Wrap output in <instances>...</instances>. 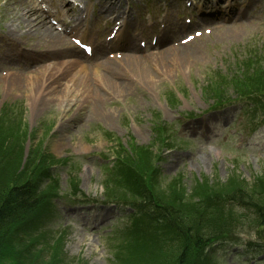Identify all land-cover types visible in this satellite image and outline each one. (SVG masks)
Returning <instances> with one entry per match:
<instances>
[{
  "label": "rangeland",
  "instance_id": "rangeland-1",
  "mask_svg": "<svg viewBox=\"0 0 264 264\" xmlns=\"http://www.w3.org/2000/svg\"><path fill=\"white\" fill-rule=\"evenodd\" d=\"M37 1L0 0V48L1 36L9 27L18 32L25 30L20 16L23 6L37 5L38 9H33L39 13V9L44 11L57 4L54 0ZM163 1L167 0L159 4ZM253 2L259 4L261 11L252 15L249 23L216 29L189 45L193 49L190 56L195 58L193 68L188 70L185 61L173 52L168 58L173 73L158 79L157 90L140 85L123 101L108 97L99 117H91L90 104L81 109L70 104L60 111L57 101L49 103L41 95L36 97L34 92L39 93L38 83L47 68L27 74L6 65L0 70V136L5 134L10 144L0 159V182L9 186L32 178L39 184L37 197L50 195L44 197L43 214L40 206L27 216L18 213L22 219L14 224L26 228L17 236L19 246L29 242L31 256L35 255L39 264L172 263L177 241L162 229V223L157 229L149 227L150 232L142 231L139 225L145 216L132 205L134 215L129 221V209L101 202L136 204L144 189L161 202L180 209L189 220L202 214L234 219L237 230L227 237L237 239V243L224 248L212 245L209 259L213 260L209 264H238L235 259L256 264L252 259L264 257V253L245 252L246 242L264 244V230L256 219L233 213L227 205L224 211L213 205L215 195L222 198L237 187L255 196L259 193V199L264 200V116L256 117L261 127L249 126L239 103L217 108L213 95L219 91L231 99L248 97L259 102L260 109L264 107V90H258L264 87V13L261 0ZM121 5L129 8L134 21L142 15L138 28L146 27L152 20L174 25L183 19L175 20L171 15L149 17L153 14L144 0L121 1ZM157 8L165 9L160 5ZM97 14L90 12L85 20L93 29ZM100 27L103 29L102 24ZM190 30L179 33L178 40ZM27 37V43L36 44V38ZM9 51L3 46L0 54ZM249 56H262V64L245 62V73L242 69L240 75L236 69L241 59ZM12 63L16 66V61ZM217 74L221 75L218 84ZM7 81H14L15 88L10 89ZM106 114L109 115L104 117ZM242 120L248 129L244 130ZM164 124L172 129L168 132L166 125L163 132L154 127ZM253 128H257L255 134L245 132ZM168 134L172 142L165 147ZM156 162L161 180L153 171ZM47 175L50 180L45 179ZM57 192L62 196L55 198ZM67 195L82 201L69 203L67 200L72 198ZM91 210H95L92 216L87 214ZM117 218L122 220L115 228L114 224L120 221H115ZM120 228L121 232L117 230ZM14 246V241L2 240L0 260L11 258ZM194 264L208 263L196 259Z\"/></svg>",
  "mask_w": 264,
  "mask_h": 264
},
{
  "label": "bare ground",
  "instance_id": "bare-ground-1",
  "mask_svg": "<svg viewBox=\"0 0 264 264\" xmlns=\"http://www.w3.org/2000/svg\"><path fill=\"white\" fill-rule=\"evenodd\" d=\"M59 1L62 9L60 22L65 23V16L73 11V4L67 0ZM119 2L120 0H97V5L99 7L103 3ZM23 7L25 8H22L23 12L20 16L22 17L21 20H24L25 30L18 32L9 27L5 35L12 37L16 34L18 36L17 40L21 44L25 43L21 39L22 35H24L22 38L26 36L34 37L42 43L43 50L39 51L34 47L25 48L24 52L30 53V57L25 53L18 52L11 57V60L20 61V58H22L25 60L23 63L24 71L31 73L34 70L28 67L29 62L39 64L44 62L45 59H52L55 56L63 57L62 60H53L49 66H44L48 72L41 77V82L38 83L37 92L40 94L34 92L36 97L41 95L49 103L57 101L60 111L70 104H74L77 109L86 108V105L90 104L93 110L91 117H99L104 113L101 111V107L108 97L113 96L123 101V98L130 94L135 86L140 85L157 90L160 86L158 79L160 77H171L173 73L171 60L168 59L173 55V52H175L177 58L185 61L188 70L194 67L195 58L190 56L193 49L189 48L188 43L179 44L174 40L178 33L187 29L186 24L177 23L174 28H167L168 33L163 39L155 41L154 45L148 44L147 48L149 49L147 51V48L140 47V44H136L134 40L125 36L122 43H113L114 46L119 48L112 49V52L122 51V56L114 60H102L98 67H93L97 70L90 72V66L81 61L77 49L71 50L68 48L67 50L68 43L66 36L63 34L64 32L55 31L52 25L47 22L48 17L37 13L36 9H33L36 8L33 5ZM63 7L67 9L63 10ZM30 17L32 18L30 19ZM226 22L230 24V27H233L234 21L227 20ZM226 28L229 29V26ZM153 49L157 51L154 52ZM26 57L28 58L25 59ZM7 64L10 65V63ZM127 75L130 79H127ZM7 83L10 89L15 88L14 81H7ZM38 103L39 101L36 102V105ZM113 112L111 109L110 113L113 114ZM209 160L207 159V162Z\"/></svg>",
  "mask_w": 264,
  "mask_h": 264
},
{
  "label": "trees",
  "instance_id": "trees-1",
  "mask_svg": "<svg viewBox=\"0 0 264 264\" xmlns=\"http://www.w3.org/2000/svg\"><path fill=\"white\" fill-rule=\"evenodd\" d=\"M261 59L262 56L259 58L249 56L246 59H241L242 63L239 64L236 70L242 75V69L245 73V62L252 65L262 64L260 62ZM250 61H255V63ZM220 76L219 74L215 75L217 84ZM258 90H264V87L258 88ZM222 93L218 91L217 95H213L216 98L225 97ZM4 135L3 137L0 136V159H3L7 149L10 148V144L5 140ZM5 146L6 149H4ZM19 182V184L10 183L9 186L0 182V242L2 240L14 241L15 245L11 258H1L0 264H39L37 257L35 255L31 256V251L28 249L29 242L19 246L20 243L17 240V236L22 228L14 225L17 220L22 219V217L17 216L18 213L22 214V216L26 213L29 215L41 203V196H36L39 184L32 178ZM143 197L147 206L151 208L149 211L147 208L145 209L148 211L147 215L156 222L157 227L162 223L164 227L162 229L169 231L177 241V252L170 264H194V261L198 259V252L205 244V241L219 238L224 234L237 230L233 218H208L202 214L197 219L194 217L189 220L182 214L180 209L167 205L157 198L155 200L149 190L144 189ZM213 201V205L221 209L227 205L233 213L236 212L240 216L255 218L256 224L258 223L264 230V200L259 199V193L255 196L251 192L246 191V189L237 187L223 195L222 198L219 195H215ZM248 244L250 245L251 243Z\"/></svg>",
  "mask_w": 264,
  "mask_h": 264
}]
</instances>
